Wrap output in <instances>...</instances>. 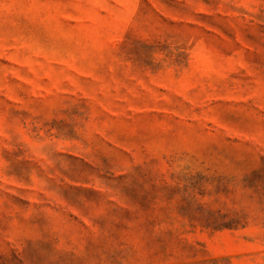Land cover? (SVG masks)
Wrapping results in <instances>:
<instances>
[{
  "label": "rangeland",
  "instance_id": "rangeland-1",
  "mask_svg": "<svg viewBox=\"0 0 264 264\" xmlns=\"http://www.w3.org/2000/svg\"><path fill=\"white\" fill-rule=\"evenodd\" d=\"M0 264H264V0H0Z\"/></svg>",
  "mask_w": 264,
  "mask_h": 264
}]
</instances>
